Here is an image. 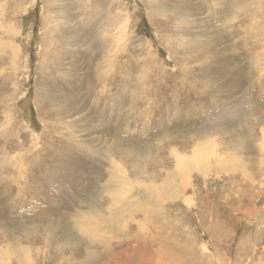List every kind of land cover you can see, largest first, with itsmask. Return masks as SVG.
Returning a JSON list of instances; mask_svg holds the SVG:
<instances>
[{
	"label": "rangeland",
	"instance_id": "rangeland-1",
	"mask_svg": "<svg viewBox=\"0 0 264 264\" xmlns=\"http://www.w3.org/2000/svg\"><path fill=\"white\" fill-rule=\"evenodd\" d=\"M0 264H264V0H0Z\"/></svg>",
	"mask_w": 264,
	"mask_h": 264
},
{
	"label": "bare ground",
	"instance_id": "bare-ground-1",
	"mask_svg": "<svg viewBox=\"0 0 264 264\" xmlns=\"http://www.w3.org/2000/svg\"><path fill=\"white\" fill-rule=\"evenodd\" d=\"M6 47V46H5ZM2 48V47H1ZM3 48H4V46H3ZM11 48H12V52H13V55L14 54H17V52L19 51H17V48L15 47V46H12L11 45ZM18 55V54H17ZM15 56V55H14ZM16 59V57L14 58V60ZM161 189V188H160ZM24 259H25V257H23ZM167 259H169L168 257H167ZM175 261H176V259H174ZM170 261V260H169ZM176 263V262H175Z\"/></svg>",
	"mask_w": 264,
	"mask_h": 264
}]
</instances>
